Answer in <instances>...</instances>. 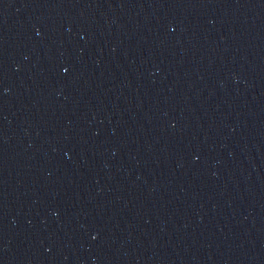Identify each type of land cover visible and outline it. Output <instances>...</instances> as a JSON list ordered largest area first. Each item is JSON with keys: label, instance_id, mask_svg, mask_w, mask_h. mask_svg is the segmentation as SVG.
Here are the masks:
<instances>
[{"label": "water", "instance_id": "1", "mask_svg": "<svg viewBox=\"0 0 264 264\" xmlns=\"http://www.w3.org/2000/svg\"><path fill=\"white\" fill-rule=\"evenodd\" d=\"M0 264H264V0H0Z\"/></svg>", "mask_w": 264, "mask_h": 264}]
</instances>
